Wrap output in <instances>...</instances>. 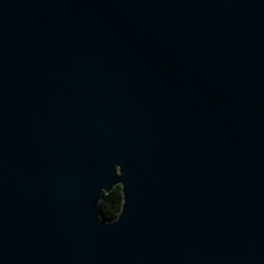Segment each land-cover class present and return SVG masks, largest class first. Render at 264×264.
Instances as JSON below:
<instances>
[{
    "label": "water",
    "instance_id": "95a60500",
    "mask_svg": "<svg viewBox=\"0 0 264 264\" xmlns=\"http://www.w3.org/2000/svg\"><path fill=\"white\" fill-rule=\"evenodd\" d=\"M0 264H264V0H0Z\"/></svg>",
    "mask_w": 264,
    "mask_h": 264
},
{
    "label": "trees",
    "instance_id": "16d2710c",
    "mask_svg": "<svg viewBox=\"0 0 264 264\" xmlns=\"http://www.w3.org/2000/svg\"><path fill=\"white\" fill-rule=\"evenodd\" d=\"M122 205L121 185H114L108 192H104L99 201L100 215L105 220H113L119 214Z\"/></svg>",
    "mask_w": 264,
    "mask_h": 264
}]
</instances>
